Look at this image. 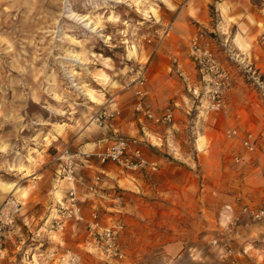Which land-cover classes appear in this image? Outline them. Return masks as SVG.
Here are the masks:
<instances>
[{
	"label": "rangeland",
	"instance_id": "1",
	"mask_svg": "<svg viewBox=\"0 0 264 264\" xmlns=\"http://www.w3.org/2000/svg\"><path fill=\"white\" fill-rule=\"evenodd\" d=\"M189 1L0 0V208L14 202L11 220L0 214V264H264V216L250 212L264 209V93L255 79L264 78V0H223L246 11L236 45L237 22L222 0L189 4V14L207 12V39L195 34L181 43L173 20ZM191 19L200 25L202 16ZM194 37L227 74V110L206 111L201 92L189 125L159 124L162 138L141 137L133 122L137 89L144 98L148 81L159 76L155 60L164 58L171 74L179 50L200 73L190 53ZM114 107L117 113L95 119L99 108ZM249 131L250 151L240 142ZM115 138L142 146L149 159L152 152L171 160L169 172H192L198 198L189 195L183 205L172 194L157 202L132 179L156 170H122L93 154L91 165L74 172L82 217L55 231L48 205L71 185L55 181L56 153L65 144L73 152L101 150ZM92 141L98 143L80 147ZM92 211L102 225L122 222L121 256L106 255L105 240L87 236Z\"/></svg>",
	"mask_w": 264,
	"mask_h": 264
},
{
	"label": "built area",
	"instance_id": "2",
	"mask_svg": "<svg viewBox=\"0 0 264 264\" xmlns=\"http://www.w3.org/2000/svg\"><path fill=\"white\" fill-rule=\"evenodd\" d=\"M170 25L165 27L168 31ZM190 53L193 60L201 73V79L204 84L205 104L206 111L224 110L226 107V100L223 95V90L227 85L226 72L219 65L218 59L213 50L207 46L201 45L197 38L194 37L190 40ZM256 81L260 85V88L264 93V78L259 79L255 77ZM140 84L144 83L142 73L138 77ZM139 94L138 99L134 102V108L140 111L142 115L148 120L157 124H170L174 120V112L168 108L162 113L154 112L150 107H146L143 104V92L141 89H137ZM119 108L114 107L113 111H108L106 108H99L94 112V117L99 122L114 112H118ZM231 134H236L235 129H231ZM240 142L243 148L246 150H253L255 148V141L252 132H246L240 136ZM95 155L99 162H113L122 170L130 172H142V171H155L158 169V162L153 159L147 158L142 146L137 144H131L124 138H115L111 140L101 150H85L80 149L75 152L71 151L68 144H65L61 150L56 153L55 158L59 160L58 168L56 172V180L67 179L71 182L65 190V194L60 198H57L55 202L50 206L49 214L53 210V214L50 220L51 227L55 231H61L64 229L69 218H81L80 207L77 203L78 197L76 189L73 184L74 172L83 165H91V156ZM99 176L96 175L95 179ZM14 202H8L2 208H0V214L8 216L12 219ZM254 217L264 216V209L251 210ZM87 236L90 240L100 241L105 240L106 247L104 252L106 255H122V249L117 242V237L120 229L122 228V222L117 221L111 225H102L97 217V213L92 211L90 216L86 218Z\"/></svg>",
	"mask_w": 264,
	"mask_h": 264
},
{
	"label": "crops",
	"instance_id": "3",
	"mask_svg": "<svg viewBox=\"0 0 264 264\" xmlns=\"http://www.w3.org/2000/svg\"><path fill=\"white\" fill-rule=\"evenodd\" d=\"M199 0H191L185 5V9L181 10L177 13L175 16L173 23H176L174 26V32L177 35L176 37L181 41V43L184 44L183 41H186L190 36L198 34L201 39L206 38L207 36V19L208 14L207 12H204L203 14L198 11H194L196 14H189L188 7L189 4L192 5L193 9H197V4L200 3ZM225 5V14H228L229 16L235 17L234 19L237 22L236 31L231 34V40L232 43L235 44V39L238 38V33L243 35V33L239 30V22L240 19H242L241 22H244V18H242L243 14H245V10L242 9L238 3L233 2H224L223 0L219 2V5ZM221 14H224L222 10H220ZM195 15H201L202 20L200 22V25H195L192 23L191 17H195ZM242 16V17H241ZM233 24V22H230ZM245 23L249 25V23L245 20ZM237 33V34H236ZM241 35V36H242ZM207 39V38H206ZM240 41V39L238 40ZM184 47V45H183ZM237 47V46H236ZM244 47V46H243ZM238 49L241 50V48L238 47ZM244 52H248V48H244ZM165 60L158 59L155 60L152 65V73L158 74L155 81H148V85L146 86L147 94L143 98V104L146 107H150L154 112L157 113V108L165 106L164 112L166 109L170 108L173 110L175 114H179L181 118H177L174 120L173 124L177 127L183 128L187 125H189L190 122H188L187 119V113L191 110L196 112V110L199 107V102H197L198 96H200L201 92L204 91V84L203 80L201 79V73L197 72V68L193 61H191L187 55L182 56V50H179V56H175L173 58V62L168 64V68L172 70V73L169 74L167 72V67L164 65ZM175 71H178L183 75V77H176ZM169 75V76H167ZM203 85V86H202ZM227 110V106L223 111ZM220 111V110H217ZM161 112V113H162ZM135 118H133V122L135 124V128L139 130V135L141 137H146L147 139H157L160 135L161 130L160 126L157 123H154L147 118H145L140 111H134ZM167 129H165L166 131ZM153 136V137H152ZM90 142H85L84 144H81V148H88L93 147L95 143L89 144ZM149 156L153 158V160H156L158 162V169L153 172V178L151 173H148L150 175H147V177H143L139 175L132 176L133 180H136V183H134L136 186L147 188L148 191H153L155 193V200L157 202L159 201V198H164L165 200H168L172 194L179 196L180 204L186 205L188 204L187 198H189V195H195L196 198H198V195L200 194L198 192V188L194 185L195 182V176L192 174V172L182 171L181 168L179 172L173 170L170 171L171 160L165 159L161 155H154L152 152L149 153ZM155 158V159H154ZM174 169H176V166H174ZM103 170V167H102ZM108 172V171H107ZM184 172V175H181V173ZM176 176L177 178H174L173 176ZM56 181V179H55ZM161 181L163 182L161 184ZM53 184V189H54ZM182 197L185 199L182 200ZM55 202L54 196L50 201V204L48 207H50ZM53 210L48 214V218L51 219ZM50 222V220H49ZM51 226V224H48Z\"/></svg>",
	"mask_w": 264,
	"mask_h": 264
},
{
	"label": "bare ground",
	"instance_id": "4",
	"mask_svg": "<svg viewBox=\"0 0 264 264\" xmlns=\"http://www.w3.org/2000/svg\"><path fill=\"white\" fill-rule=\"evenodd\" d=\"M70 17H72V18L77 17V19H79V20L81 19L82 21L88 19V16H87V15L78 16V15H76V14H73V15H70ZM85 25L89 26V23L86 22ZM203 46H204V45H203ZM226 106H227V104H226ZM99 163H101V162H99ZM104 163H105V162H104ZM101 164H102V163H101ZM73 218H74V217H73ZM75 219H77V218H75Z\"/></svg>",
	"mask_w": 264,
	"mask_h": 264
}]
</instances>
